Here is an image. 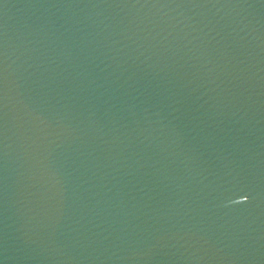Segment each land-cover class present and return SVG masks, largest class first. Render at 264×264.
Returning <instances> with one entry per match:
<instances>
[{"label": "water", "instance_id": "water-1", "mask_svg": "<svg viewBox=\"0 0 264 264\" xmlns=\"http://www.w3.org/2000/svg\"><path fill=\"white\" fill-rule=\"evenodd\" d=\"M0 264H264V0H0Z\"/></svg>", "mask_w": 264, "mask_h": 264}]
</instances>
